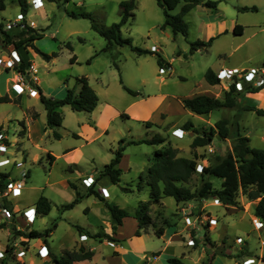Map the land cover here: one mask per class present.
Instances as JSON below:
<instances>
[{"label":"rangeland","instance_id":"obj_1","mask_svg":"<svg viewBox=\"0 0 264 264\" xmlns=\"http://www.w3.org/2000/svg\"><path fill=\"white\" fill-rule=\"evenodd\" d=\"M43 1L42 7L34 8L32 0H28L30 8L24 15L27 17L25 20L29 25L30 21H34V28L44 32V36L37 39L35 45L42 52H57L58 55L47 60L25 45L28 64L36 65L34 72L39 77L38 80H29L28 74L23 73L27 85H41L46 94L63 97L68 87L79 89L76 78L85 75L99 95V104L93 112L75 111L70 105H65L59 110L63 115L62 125L50 128L47 126V111L40 95L34 96L28 89L23 93L14 90L18 94V97H14L15 101L0 102V144L8 145V150L2 157H10L16 162L1 166L0 169L9 172L10 178L23 182L20 193L16 196L11 194L10 201L16 210L24 211V208L34 204L42 194L51 198V212L38 217L31 227L45 230L53 222H59L49 239L59 255L76 245L79 230L75 225L87 227L94 235L105 228L114 236L113 224L109 223L112 217L106 202L117 204L132 215L141 209L140 203L150 199V191L146 180L141 181L140 178L146 177L148 166L154 161L156 149L164 150L166 146L171 145L178 150L179 156L193 157L195 152L202 156L205 154L206 157H200L198 161L199 164L206 165L215 154H226L232 147L237 127L250 137L253 147L264 148V117L243 109L244 105L264 107V89L259 92H248L244 89L246 84L261 85L257 81L264 70V0H217V9L200 4L184 16L189 25L188 36L181 33L175 35L170 27L162 28L165 16L156 0H138L134 16L122 26V34L130 37L134 45L150 50L144 54L134 51L131 45H115L111 50H103L107 41L92 28L91 20L73 18L67 13L86 10L93 14L99 25L109 26L120 20L119 3L122 0ZM252 5H256L258 9H240ZM180 8L179 5L173 12H179ZM19 13L21 7L18 0H6V8L0 9V23L4 24L5 30L10 34H16L24 27L23 22L16 21ZM213 19L217 20L216 24H203ZM12 22L17 23L9 27ZM236 24L243 26L242 33H234ZM216 30L221 32L218 37ZM212 36L216 38L211 46L191 52V42L208 40ZM0 38V56L11 55L13 46L3 40L4 34L1 32ZM96 53L97 56L88 62ZM73 55L77 56L75 62H71ZM113 57L116 58L118 68L114 65ZM159 57L165 60L162 66L168 68L165 73L160 71ZM170 65L172 67L169 69ZM16 66L6 68L1 65L0 94L5 95L6 88L11 89L12 81L20 75ZM224 66L238 67L239 72L244 73L255 68L258 70L256 80L220 79V83L215 85L206 81L204 75L208 68H216L218 75ZM25 70L30 73L29 67L26 66ZM121 78L123 83L137 94L128 92L123 87ZM234 81L239 90V104L234 108H220L209 114L199 115L185 108L182 103L184 97H193L196 94L224 98L226 90L230 89ZM124 112L127 115L123 116ZM221 118L229 120L231 136L222 139L215 133L209 145L192 147L196 133L193 130H185L184 123L192 121L199 130H210ZM22 122L31 125L30 139L25 135L27 130ZM54 132L61 134V137H55ZM156 134L166 137V141L157 145L129 143L131 140L152 138ZM5 140H8L9 144ZM122 145L125 146V160L121 167L123 171L120 183L114 184L107 178H98L100 170L111 161L115 151ZM75 147V161L69 164L65 158L57 159L53 163L49 158V152L62 153ZM17 162H21L22 166L17 165ZM68 165H71L75 174H71ZM198 170L200 171V168ZM87 174H94L90 176L95 180L89 187L103 181L110 192L104 195V200L92 195L85 197L73 208L62 211L61 206L71 202L76 197V191L71 185H58L57 180L62 176H69L82 192L85 189L81 186V179L83 182L82 177ZM211 180L215 187L221 186L220 178L211 176ZM201 182L200 174L195 173L187 184L194 189ZM123 186L131 190L124 191ZM163 200V204L161 201L159 204L148 205L147 213L156 226L150 224L143 227V236L140 239L135 235L132 221H126L122 229L127 241L131 242L130 238L133 240L130 245L134 243L135 246L146 249L147 256H152V250L162 249L167 237L177 225L180 228L186 225L182 238L172 240L171 245L175 247L169 250H174L175 256L186 264H214L215 260L216 263L223 260L227 262L225 264H244L251 257L255 261L253 264H264V221L259 219L263 224L258 226L254 214V206L258 200H249L241 192L239 206L224 205V209L220 207L223 203L211 200L206 205L202 202L197 210L191 206L178 210L176 200L172 196H165ZM87 206L92 209V214L85 212ZM214 206L220 208L216 209ZM226 215H229V222L226 226L219 225L215 218L220 216L223 219ZM187 216H190L191 223L187 221ZM211 218L215 221L209 224ZM6 223L11 225L15 221ZM22 223L18 224L22 226ZM160 226L169 230L167 237H159L155 233ZM28 229L29 227L26 228ZM4 234V230L0 232L2 242H5ZM190 235L194 237V244L188 243ZM98 238L90 236L88 240L95 249L94 262L118 264L109 257L113 254L116 240ZM238 238L242 240L238 241ZM41 239L42 237L31 240L29 252H35V244ZM109 240L115 243L110 245ZM2 244L0 242V250L6 251ZM183 251L187 255L185 258ZM22 258L15 255L13 261L21 264L18 262Z\"/></svg>","mask_w":264,"mask_h":264},{"label":"trees","instance_id":"obj_2","mask_svg":"<svg viewBox=\"0 0 264 264\" xmlns=\"http://www.w3.org/2000/svg\"><path fill=\"white\" fill-rule=\"evenodd\" d=\"M70 1V0H67ZM138 0H122L119 3V14L120 20L114 22L109 26H101L97 23L95 17L92 13L86 10L79 11H67L68 15L73 18H88L91 20V26L94 30L98 31L107 41L106 46L103 50H111L115 45H131L132 49L139 54H144L150 52L146 48L134 45L130 37H125L122 34V26L125 25L133 16L134 10L137 7ZM157 4L162 8L165 20L162 24V28L170 27L175 35L178 33L188 36L189 25L184 18L185 14L190 12L197 5H205L210 8L217 9V0H156ZM21 13L26 15L29 11L30 4L28 0H18ZM181 5L180 11L174 13L173 10ZM6 8V0H0V9ZM241 10H257L256 5L243 6L240 7ZM22 25L24 27L16 34L8 33L4 24L0 23V32L4 34V41L8 45H14L21 56V62L15 67L20 73L27 75L25 67H29L28 60L25 56V45L30 46L36 52L40 53L45 59L50 60L57 56V52L51 54L42 52L36 45L35 40L40 39L44 36L42 30H38L30 26L26 20L23 21ZM243 26L241 24H236L234 26V33L240 34L243 32ZM216 37L212 36L208 40H196L191 42V52L198 50L200 48H206L211 46ZM1 39V38H0ZM68 46L72 49L71 45ZM97 54V53H96ZM95 54V55H96ZM91 56L88 62H91ZM77 59L76 55L71 57V62H75ZM113 62L116 68L119 67L116 58L113 57ZM161 67L164 65L165 60L162 57L158 59ZM206 81L212 85L219 84L220 78L218 77L216 71L213 68H208L204 75ZM76 87H68L67 93L63 97H54L46 94L43 89L34 84L40 91V100L45 106L47 111V126L54 128L55 126L62 125L63 115L59 111V108L70 105L75 111H86L92 112L99 104V95L97 91L89 83L87 76L82 75L76 78ZM123 87L130 93L137 94L135 90L128 87L123 83L122 78L120 79ZM248 92H259L264 89V84L254 86L253 84H246L245 88ZM239 90L236 87L235 82L230 86L229 90H226L224 98L208 95V94H196L193 97H184L182 103L185 108L190 109L192 112L199 115H205L211 113L215 109L220 108H234L239 104L238 99ZM11 98L8 94L0 96V102H9ZM244 110L254 111L257 115L264 117V107H258L255 105H244ZM122 115H127V113H122ZM23 126L26 127L25 123ZM2 127H0L1 130ZM185 130H193L196 136L192 140V147H203L209 145L215 133H218L222 139H227L231 136V128L229 126V120L227 118L219 119L214 127L210 130H199L197 126L194 125L192 121H186L183 125ZM55 137L60 138L61 134L54 132ZM250 137L241 132L240 128L237 127L235 130V137L232 147L227 151L226 154H215L209 162L204 165L202 170H198V164L200 163L198 159L200 157H206L194 153L193 157L179 156L178 150L168 145L163 150L161 148L156 149V155L154 161L148 166L147 175L145 178L141 176V181L146 180L149 186L150 199L146 202H141V209H138L134 214V217L138 220V229L136 230V235H141V229L146 225L153 224L151 216L147 213L148 205L151 203H161L165 196H172L174 199L180 202H186L190 200H203V199H218L225 206H239V195L242 192L248 197L249 200H258L254 206V214L260 220L264 221V148L253 147L250 143ZM8 144L9 141L5 140ZM123 141V139L121 140ZM166 141V137L156 134L152 138H141L138 140H131L129 143H149V144H161ZM125 146L122 145L114 153V157L110 162L106 163L98 174V178L108 176L110 181L114 184H118L121 181L122 168L120 163L124 154ZM51 156V154H49ZM27 172V176H29ZM195 173H199L202 182L201 184L192 189L188 186V182L192 179ZM211 176L218 177L222 180L221 186L215 187ZM10 173L0 171V185L2 188L6 186V183L10 180ZM14 179V178H12ZM73 187V183L70 182ZM95 185V184H93ZM90 187L88 196L95 194L104 200V195L99 193L96 187ZM141 188V185H139ZM124 191H130L131 189L123 186ZM83 196L77 190L76 197L71 202L63 204L61 210H67L73 208L78 204ZM9 206V204H7ZM108 209L111 213L113 227L116 229L119 225L123 223L125 217L130 216L128 210L120 207L117 204H112L106 202ZM36 212L40 216L47 215L52 210V201L46 196L41 195L35 203ZM58 225V222H53L51 226L41 231L38 229H31L30 231H24L17 228L13 224V236L15 239L18 236H23L24 238H37L42 237L45 240L50 235ZM81 233L89 235L88 231L84 232L82 226H77ZM164 226H160L155 231L156 234L162 235L164 233ZM94 237H107L110 240H116L114 236L110 234H104L97 232ZM23 243H26L23 240ZM11 245L8 244L6 250L11 251ZM92 250H86L84 246H81L78 250H68L64 254L57 256L54 255L53 261L55 264H74L76 260L92 259ZM171 264H185L178 257L169 258ZM3 264H7L3 262ZM97 264V263H94ZM141 264H148V260L143 261Z\"/></svg>","mask_w":264,"mask_h":264},{"label":"crops","instance_id":"obj_3","mask_svg":"<svg viewBox=\"0 0 264 264\" xmlns=\"http://www.w3.org/2000/svg\"><path fill=\"white\" fill-rule=\"evenodd\" d=\"M181 6V5H180ZM198 6V5H197ZM196 6V7H197ZM194 9V8H193ZM192 9V10H193ZM216 22H217V20L216 19H213L212 21L210 20V21H208V22H205V23H203V24H205V25H207V26H211V25H213V24H216ZM215 27V26H214ZM220 30V29H219ZM219 30H216V37H218L220 34H221V32L219 33ZM37 40V39H36ZM35 40V41H36ZM215 40V39H214ZM26 54H28V52L27 53H25V56H26ZM95 55V54H94ZM95 56H97V54L95 55ZM94 56V57H95ZM27 57V56H26ZM76 61H77V59H76ZM169 62V61H168ZM170 63V62H169ZM171 64V63H170ZM36 66V65H35ZM167 67V66H166ZM169 67V66H168ZM172 67V65H170V67H169V69ZM234 67V66H233ZM235 67H237V66H235ZM161 68V67H160ZM223 68V67H222ZM224 68H228L227 66H224ZM238 68V67H237ZM167 70H166V72L168 71V68H166ZM214 70L215 71H218L216 68H214ZM11 78H13V77H11ZM39 78V77H38ZM40 81V80H39ZM40 83V82H39ZM41 88H42V86L41 85H39ZM96 90V89H95ZM8 93V95H9V97L11 98V101H9V102H12V101H15L14 99V97H18L17 95L18 94H16V92L13 90V88H9V87H7L6 88V94ZM2 94H0V96H1ZM97 108V107H96ZM95 108V109H96ZM59 110H60V108H59ZM95 111V110H94ZM93 112V111H92ZM32 120H35V119H33L32 118ZM26 125V134L25 135H27L28 136V138L30 139L31 138V134H32V130H31V125H27V124H25ZM45 129H47V128H45ZM179 131H181V129H178ZM186 132V131H185ZM76 136H79L78 134H76V133H74ZM80 137V136H79ZM175 137H177V136H175ZM8 146V145H7ZM76 147L75 148H69V149H66L65 151H63L62 153H51V152H49V154H51V156L49 155V158L51 159V161H52V163L53 162H55L57 159H60V158H65L66 159V163L67 164H69V162L71 163V162H73V161H75V159H74V157H73V154H74V152L76 151ZM7 150H8V148H7ZM7 150L6 151H0V154H4V153H6L7 152ZM124 160H125V154H123V157H122V160H121V163L119 164L120 165V167H122V163L124 162ZM72 165V164H71ZM71 165H68V167H69V170H70V172H71V174H75V171H73V169H72V167H71ZM122 171H123V169H122ZM90 175H94V174H87L86 176H84V177H82V178H86V177H88V176H90ZM63 178V179H62ZM105 178H107L109 181H110V179H109V177L108 176H104V180H105ZM12 179V178H11ZM16 180H19V184H20V186H21V189L23 188L22 187V180H20V179H16ZM59 180H65V181H67V180H69V182H72L73 183V188H74V190L77 192V190H78V188H77V184H76V182H73V181H71V179H69V176H62L60 179H58L57 180V182H58V185H59ZM111 182V181H110ZM112 183V182H111ZM81 186H82V188H84L85 189V191H82V192H80L81 193V195L83 196V198L81 199V201L85 198V197H89L88 195H87V193L89 192V190H90V187L88 186V184H84L83 182H82V179H81ZM94 187H97V186H103V187H106L107 189V191L108 192H110V189L108 188V186H106L105 184H103V181L101 182H97V183H95V185H93ZM92 187V186H91ZM21 191V190H20ZM75 192V193H76ZM42 195H44V194H42ZM92 195H95V194H92ZM92 195H90V196H92ZM41 196V195H40ZM39 196V197H40ZM50 200H51V198L48 196V195H46ZM38 197V198H39ZM74 199H75V197H74ZM73 199V200H74ZM38 200V199H37ZM211 200H215V199H203V200H190V201H186V202H180V203H178L177 201H176V203H177V209L178 210H181V208H185L186 209V207H188V206H191L192 207V209H194V210H197L198 208H200V204H202V202H204V204L206 205V203H208L209 201H211ZM10 201V200H9ZM52 201V200H51ZM72 201V200H71ZM80 201V202H81ZM11 202L12 201H10V205L8 206L12 211H13V217L10 219V220H14L15 221V225L17 226V228L18 229H20V230H24V231H30L31 229H35V228H32L31 227V225H32V223L30 224V225H28V220L26 219V217L24 216V214H22L24 211H22L21 209H19V210H16L13 206H12V204H11ZM36 203V202H35ZM35 203L34 204H30L29 206H27V208H24L25 210L26 209H28V208H31V207H34L35 208ZM164 203V200L162 199V203L161 204H163ZM221 203V202H220ZM77 205V204H76ZM75 205V206H76ZM52 207H53V202H52ZM214 207H216V209L217 208H220V207H222V208H224V209H226L225 207H224V204H223V206H220V207H218V206H214ZM226 207H234V206H226ZM36 209V208H35ZM68 210V209H67ZM63 211V210H62ZM85 212L88 214H92V209L90 208V206H87L86 208H85ZM224 212H222V214H223ZM224 215V214H223ZM38 217H41L38 213H37V217H36V220L38 219ZM228 218H229V215H226V216H223V219L220 217V216H218L217 218H215L216 219V222L220 225V224H222L223 226H226V223H228L229 221H227L228 220ZM10 220H2L1 218H0V232L1 231H3L4 230V232H5V234L3 235L4 237H5V242H2L1 241V239H0V242L1 243H3L2 245L5 247L4 249H6L7 248V246H8V244L11 242V241H13L14 239H12V236H13V224H7L6 222H9ZM35 220V221H36ZM100 220V219H99ZM35 221L33 222V224L35 223ZM101 221V220H100ZM126 221H132L131 223H132V225H133V230H135V235H136V230H137V227H138V220H137V218H135L134 217V215H130V216H128V217H125L124 219H123V223L121 224V225H119L116 229H114V237H116V243H118L117 245H116V243L114 242V241H110L109 240V242H114L115 243V245H113V248H114V250H113V254H111L109 257H110V260H115V261H117L118 262V264H141L143 261H145L146 260V258L148 259V264H171L170 262H169V258H171V257H176L175 255V252H174V250L173 251H169L171 248H174L175 246H172L171 245V242H172V240H174V239H176L177 237L178 238H182V231L185 229V228H187V226L185 225L184 227H182V228H180V227H178L179 225H177L176 226V229L173 231V233L171 234V235H169V237H167V235H168V233H169V230L168 229H164V233L162 234V235H158L159 237H167V239H166V243L164 244V246L162 247V249H160V250H158V249H156V250H152L151 251V253H152V256H147L146 255V249L145 250H143V249H141V248H139L138 246H135V244L133 243V245H130V243L131 242H133V240L130 238V240H131V242H129V241H127V239H126V235L125 234H123L122 233V229L125 227V223H126ZM19 222H23L22 223V226L20 225V224H18ZM109 223L112 225L113 224V222H112V219H110L109 220ZM59 226V222H58V225H57V227ZM76 227L77 226H82V225H75ZM27 227H29V229L28 230H26V228ZM56 227V228H57ZM83 228H84V232H86V231H88V232H90V233H88L89 235H88V239L87 240H84V241H81L80 240V231H79V238H78V240L76 241L77 243H76V245H74L70 250H72V249H76V250H78L81 246H84L85 247V249L86 250H92L93 251V257H92V259H83V260H76V261H74V264H94V263H96V262H94V257H95V249H94V247H92L89 243H88V240H89V238H90V236H92V235H94V232H91V230L90 229H88L87 227H85V226H82ZM48 228V227H47ZM55 228V229H56ZM54 229V230H55ZM77 229H78V227H77ZM54 230L53 231H51V233H50V235L47 237V239H46V241H47V244H48V248H49V250H50V255L48 256V257H41V256H39L38 254H37V250H35V252H29L30 250H27V253H26V255L22 258V260L21 261H19L18 263H21V264H55L54 263V261H53V257L52 256H54V255H57V256H60L59 254H58V252L54 249V247H52V245L50 244V241H49V239L53 236V234H54ZM41 231H43V230H41ZM103 231V232H102ZM101 231V233H104V234H111V232L109 231H106L105 230V228H104V230H102ZM97 232H100V231H97ZM96 232V233H97ZM82 234V233H81ZM136 236H138V238L140 239L143 235L141 234V235H136ZM107 237H99L98 239H103V240H108V239H106ZM184 241V240H183ZM108 243V242H107ZM127 243V244H126ZM128 243H129V246H128ZM110 245H111V243H109ZM198 246V245H197ZM190 247H192L191 245H190ZM0 251H4V250H0ZM68 251V250H67ZM144 251V252H143ZM66 252V251H65ZM156 254V255H155ZM183 258H185L187 255H186V253H185V251H183ZM147 256V257H146ZM216 259V258H215ZM216 261L217 260H215V263L214 264H225V263H227V262H224L223 260H221L220 261V263H216ZM3 262H6L7 264H16L14 261H13V256H11L10 254H7L5 257H0V264H3ZM185 263V262H184ZM98 264V263H97ZM186 264V263H185Z\"/></svg>","mask_w":264,"mask_h":264},{"label":"built area","instance_id":"obj_4","mask_svg":"<svg viewBox=\"0 0 264 264\" xmlns=\"http://www.w3.org/2000/svg\"><path fill=\"white\" fill-rule=\"evenodd\" d=\"M44 4L43 0H32V6L34 8H40L42 7ZM17 20L20 23L23 22L25 19H27V17L24 16L23 13H19L17 15ZM17 22H12L9 23V27L14 26V24H16ZM30 26L34 27V21H30ZM10 46V45H9ZM12 51H11V55H2L0 56V67L1 65H5L6 68L12 67V66H16L21 62V56L20 53L18 52V50L14 47V45H12ZM36 70V66L34 64H30L29 66V71L30 73H28V77L29 80H38V75L34 72ZM160 71L165 73L166 69L164 67L160 68ZM258 73V70L255 68H251L248 72L244 73L239 72V70L237 68L234 67H229V68H222L220 70V72L218 73V77L220 79H230V78H234L235 81H239L241 80V78L245 81H253L255 79L256 74ZM20 74L16 80L12 81V88L13 90H15L17 93H23L25 92L27 89L28 91H30V94L34 95V96H39L40 95V91L39 89L36 87H29L27 85L26 79H25V75H23V73H18ZM239 76V77H238ZM27 78V77H26ZM256 80V79H255ZM234 81V82H235ZM260 84H264V70L262 72V76L259 78ZM177 131V130H175ZM179 131V130H178ZM182 132H184L182 130ZM175 134L177 136H180V134H178L177 132H175ZM211 148V146H210ZM7 150V145L5 144H0V151H6ZM12 162H16V160H11L10 157H2V154H0V167L4 166L6 164L12 163ZM17 165L22 166L21 162H17ZM199 168L200 170H202L203 168V164H199ZM198 168V169H199ZM0 171H2L0 169ZM94 177L93 176H88L86 178H83V183L91 185L92 183H94ZM59 184H62L64 186L66 185H70L69 180L65 181V180H60ZM107 188L103 187V186H97V190L99 191V193H101L102 195H106L107 194ZM21 190V186L19 184V180L16 179H10L7 183L6 186L4 188L1 187L0 185V218L2 220H7V219H11L13 217V211L8 207L7 204L10 205V198H11V194L14 193L15 196L17 194L20 193ZM216 201H219L218 199H215ZM24 214V216L26 217V219L28 220V224L33 223L36 220L37 217V212L36 209L34 207L28 208L26 210H24V212L22 213ZM187 221L189 223H191L190 221V216L186 217ZM213 218H211L209 220V224H211L213 222ZM215 221V220H214ZM255 222L259 225H262L263 223L259 220L258 217L255 216ZM37 238H41V237H37ZM88 235L85 233H82L80 235V239L81 240H87ZM33 238L31 239H27L24 238L23 236H18L16 237L13 241H11L9 244L12 246L11 247V251H0V257H5L7 254H10L11 256H19V257H24L27 253V250L30 247V242ZM23 240L26 241V243H23ZM241 238H238V241H241ZM113 245V242H109ZM189 244H194V237L192 235H190ZM36 246V250H37V254L41 257H48L50 255V250L48 248V244L47 241L42 238L40 242L35 244ZM255 261L254 259L248 258L244 264H253Z\"/></svg>","mask_w":264,"mask_h":264}]
</instances>
